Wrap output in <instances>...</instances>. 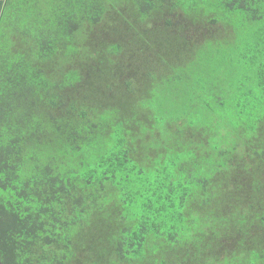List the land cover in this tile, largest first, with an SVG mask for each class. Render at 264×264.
<instances>
[{
  "label": "trees",
  "instance_id": "1",
  "mask_svg": "<svg viewBox=\"0 0 264 264\" xmlns=\"http://www.w3.org/2000/svg\"><path fill=\"white\" fill-rule=\"evenodd\" d=\"M0 264H264V0H0Z\"/></svg>",
  "mask_w": 264,
  "mask_h": 264
}]
</instances>
